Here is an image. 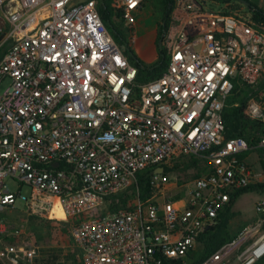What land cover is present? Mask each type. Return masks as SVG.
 <instances>
[{
  "label": "built area",
  "instance_id": "built-area-1",
  "mask_svg": "<svg viewBox=\"0 0 264 264\" xmlns=\"http://www.w3.org/2000/svg\"><path fill=\"white\" fill-rule=\"evenodd\" d=\"M101 1L0 0V211L23 202L55 220L75 219L70 234L82 264H186L230 194L251 184L238 156L264 146L223 138L235 85L254 86L264 74V33L240 4L214 10L206 0H176L162 43L166 70L139 83L101 19ZM145 1H116L133 44ZM244 113L264 123L255 100ZM190 159L210 171L176 199L177 188L168 187L173 165ZM130 189L131 209L97 213ZM56 202L64 219L51 215ZM254 209L257 220L201 264L235 251L237 264L264 256V198ZM36 260L34 248L0 249L2 264Z\"/></svg>",
  "mask_w": 264,
  "mask_h": 264
},
{
  "label": "trees",
  "instance_id": "trees-1",
  "mask_svg": "<svg viewBox=\"0 0 264 264\" xmlns=\"http://www.w3.org/2000/svg\"><path fill=\"white\" fill-rule=\"evenodd\" d=\"M117 0H102L99 7V13L102 21L104 22L107 30L111 34L114 41L119 45L122 52L128 58L129 62L137 68V81L139 83L148 82L150 80L156 79L161 76V74L166 70L168 59L162 45L160 48L157 45L159 40L164 41V37L169 27L171 14L175 6L176 0H146L145 5L150 6L155 12L158 23L156 27V51H157V60L151 64H145L135 53L134 44L130 41L131 32L124 26L121 19V13L116 8ZM219 4H231L236 2L240 4V1H245L247 3V10L251 14V20L253 26L264 33V8H260L257 5L248 2L247 0H210ZM233 8L235 6H232ZM260 94L262 97H260ZM263 101L264 103V74L259 79L258 83L254 86L242 85L240 83L235 85V88L227 99L225 108L223 110V138L224 141L230 139L242 138L246 141L248 145H258L262 139H264V123L259 120L250 119L244 113L248 101ZM259 149V148H258ZM259 163L264 170V152L258 150ZM247 153L241 154L238 156V159L242 161L245 158ZM200 160V159H199ZM210 171V170H209ZM208 171V172H209ZM207 173V172H206ZM205 171H202V174H206ZM147 171H143L138 174L139 187L141 190V198L146 199L150 195V188L148 186L147 180ZM257 191L264 192V182L250 184L244 189L235 191L230 194V202L222 210L216 221L215 225L208 230H206L198 239L199 242L203 244V250L201 254H196L194 252L189 253V260L193 261L192 263L186 264H201L205 259L214 254L224 245L231 243L235 238L230 234L228 229L229 220L232 218V213L230 208L233 205L234 201L241 194ZM132 192L133 189H130L129 192L110 200L108 204L113 205L110 207L117 208V210L110 211L115 212L118 210H129L132 207ZM183 196L182 193H178L176 199H179ZM49 224V229L54 231V233H61L62 235L68 237L67 247L70 257H72L74 264H82L81 254L79 248L73 242V239L70 234V224L65 222L58 221H44ZM53 224V225H52ZM54 224L58 225V228H55ZM60 252V251H59ZM59 257L56 250L50 249L43 252V259L40 261L36 260V264H59ZM172 264H183L180 261H173ZM256 264V263H255Z\"/></svg>",
  "mask_w": 264,
  "mask_h": 264
},
{
  "label": "rangeland",
  "instance_id": "rangeland-1",
  "mask_svg": "<svg viewBox=\"0 0 264 264\" xmlns=\"http://www.w3.org/2000/svg\"><path fill=\"white\" fill-rule=\"evenodd\" d=\"M256 4L264 8V0H255ZM241 7L244 9L246 6L241 4ZM207 9L217 10V5L207 1L205 4ZM137 23H136V32L137 39L140 34L150 35L152 36L155 32L158 23V18L155 12L152 10L150 6L144 7L142 11L137 15ZM1 93V92H0ZM260 97L262 95L260 94ZM260 104L262 110L264 111V103L263 101H255ZM256 155L253 154L249 157L248 161L254 164V170L256 172L260 171L259 164L256 162ZM251 173L253 172L252 168L249 166ZM210 170V163L206 161H202L199 159H190L183 162L175 163L173 165V169L170 175V183L168 187L170 189L177 188V193L181 192L184 194L186 188L190 185V183L197 178L198 175L202 171L208 172ZM203 175V174H202ZM9 187L12 190H16V187L13 184H9ZM31 189L29 187L24 186L21 189V193L23 195H30ZM256 191H250L246 196L238 201V204H241V207L245 211L246 214L252 213V206L254 198L256 197ZM113 205L105 204L101 210L97 213L104 214L110 211L117 210V208L110 207ZM58 221L64 222L61 220H55L49 217L47 213L42 211L32 212L29 207L23 202H17L15 204V208L7 209L0 211V225H2L6 229V233L0 234V249L8 244H14L17 246H22L25 248H34L37 253V260L41 262L43 259V252L48 251L50 249L56 250L59 257V264H74L73 258L70 257V253H68L67 241L68 237L62 235L61 233H54L51 229H49V224L44 221ZM74 220H70V226ZM53 225V224H52ZM55 228L59 226L54 224ZM18 229V234H13L14 230ZM203 250V244L198 242L194 253L201 254ZM60 251V252H59ZM238 251L233 252L225 261L219 264H237L235 259L238 255ZM190 260L186 261L189 263ZM193 261H190L192 263ZM0 264H2L0 262Z\"/></svg>",
  "mask_w": 264,
  "mask_h": 264
},
{
  "label": "crops",
  "instance_id": "crops-1",
  "mask_svg": "<svg viewBox=\"0 0 264 264\" xmlns=\"http://www.w3.org/2000/svg\"><path fill=\"white\" fill-rule=\"evenodd\" d=\"M206 1H210V0H206ZM247 1L250 3H253V4H255L261 8V6L256 4L255 0H247ZM210 2L213 4H219L216 2H212V1H210ZM231 4H234V3H231ZM236 4H238V2H236ZM155 38H156L155 32L152 36L140 34L138 39L134 43V49H135L136 55L147 65H151L157 60ZM258 150H262L264 152V146H260L259 149L247 152L245 158L242 159V161L245 164H247L248 166H250L253 170L252 177H251V184L264 182V170H262L260 163H259V156H258V152H257ZM253 154L256 155V158H257L256 162L259 164V167H260V171H258V172H256L254 170V164H252L248 161L249 157ZM247 194H248V192L238 196L230 208V212L232 213V218L229 220L228 229H229L230 234L233 235L234 238L239 234V232L243 229V227H245L248 224L254 223L259 216L255 212L254 205L261 198H264V192L263 193L257 192L258 195H256V197L254 198V201H253V206H252L253 211L249 215L245 213V211L241 207V204H238V201L240 199H242L244 196H246ZM255 239H256V237L254 239H251L250 241H248L245 245L248 246ZM256 264H264V256L261 259H259L256 262Z\"/></svg>",
  "mask_w": 264,
  "mask_h": 264
},
{
  "label": "bare ground",
  "instance_id": "bare-ground-1",
  "mask_svg": "<svg viewBox=\"0 0 264 264\" xmlns=\"http://www.w3.org/2000/svg\"><path fill=\"white\" fill-rule=\"evenodd\" d=\"M51 215L57 219H64V214L62 213L60 206L56 202L52 208Z\"/></svg>",
  "mask_w": 264,
  "mask_h": 264
},
{
  "label": "water",
  "instance_id": "water-1",
  "mask_svg": "<svg viewBox=\"0 0 264 264\" xmlns=\"http://www.w3.org/2000/svg\"><path fill=\"white\" fill-rule=\"evenodd\" d=\"M242 4H244L245 6H247V3L245 2V1H240ZM157 45H158V47L160 48L161 46H162V40H159L158 42H157ZM156 172L157 173H161L162 172V169L161 168H158L157 170H156Z\"/></svg>",
  "mask_w": 264,
  "mask_h": 264
}]
</instances>
